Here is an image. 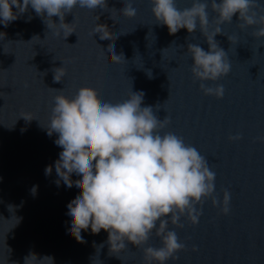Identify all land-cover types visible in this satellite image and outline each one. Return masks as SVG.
Instances as JSON below:
<instances>
[{
	"label": "water",
	"instance_id": "obj_1",
	"mask_svg": "<svg viewBox=\"0 0 264 264\" xmlns=\"http://www.w3.org/2000/svg\"><path fill=\"white\" fill-rule=\"evenodd\" d=\"M132 3L133 17L120 12L124 0H107L105 9L74 8L65 14L74 29L66 38L63 32L55 35L31 6L7 27L0 23V264H25L30 253L38 259L50 256L53 264H147L143 249L162 246L155 228L142 246L126 242L118 252L110 251L103 229L99 234L82 229L84 242L69 234L67 205L80 190L63 181L57 185L55 162L62 148L54 143L58 134L49 136L44 126L54 96L62 91L74 97L82 86L94 87L101 101L113 104L142 91V107L152 106L161 121L170 118L159 133L182 137L206 158L215 173L213 195L222 200L223 190L230 192L228 214L209 197L196 205L202 208L197 224L186 214L183 227L169 221L167 230L175 231L185 248L164 264H264V142L257 139L264 136V37L254 34L262 25L242 28L238 13L220 25L223 34L214 39L227 52L231 70L216 81H200L188 52L189 44L208 50L199 24L193 33L182 28L169 34L155 19L151 0ZM175 3L183 10L193 0ZM207 11L211 32L217 13L210 2ZM52 20L59 23V17ZM96 24L107 25L113 40L93 35ZM110 44L123 55L120 63L111 62ZM62 66L66 75L55 82L53 70ZM200 83L222 84L223 97L205 95ZM23 114L34 119L26 121ZM236 134L242 138L229 139ZM71 178L78 179L75 173Z\"/></svg>",
	"mask_w": 264,
	"mask_h": 264
},
{
	"label": "clouds",
	"instance_id": "obj_2",
	"mask_svg": "<svg viewBox=\"0 0 264 264\" xmlns=\"http://www.w3.org/2000/svg\"><path fill=\"white\" fill-rule=\"evenodd\" d=\"M217 13L216 27L209 32V7ZM152 13L158 24L166 25L169 34H176L186 28L193 33L199 24L206 37L208 50L198 44H189L192 54L191 71L200 81H216L227 75L231 64L227 52L214 38L223 34L222 25L232 22L238 15L240 26L262 25L254 33L264 37V5L257 0H193L191 7L178 9L175 0H151ZM31 6L36 15L44 17L49 29L55 35L64 34V38L74 29L65 23V14L76 7L96 10L108 8L107 0H0V23L7 27L20 14ZM15 8V11L13 10ZM136 8L132 0H124L120 9L122 15L133 17ZM52 17H59L54 23ZM30 20L31 17H28ZM99 17L97 16V20ZM102 40H113L105 24H96L93 30ZM39 39L34 36L32 40ZM233 41V37H228ZM31 40V41H32ZM110 60L120 63L123 55L116 54L110 44ZM35 56V55H34ZM54 81L60 82L66 75L64 66L55 68ZM147 71L149 77L152 74ZM27 86V85H26ZM205 95L222 98L224 86L215 87L200 83ZM144 93L131 92L123 102L110 103L98 98L97 90L91 86H82L74 97L59 91L54 96L51 117L47 124V134H58L54 143L62 148L55 162L58 176L56 181L80 190V195L68 205L70 225L68 232L78 241L84 242L81 230L91 228L93 234L101 229L108 233L110 251H120L130 242L136 247L145 244L152 230L161 237L162 246H148L143 249L147 264L158 261L164 264L169 258L176 259V253L185 248L178 240L175 231L167 230L169 221L177 227H183L181 216L187 215L192 224L199 222L204 199L211 197L212 205L219 206L221 212L230 211V192L223 190L222 200L215 195V173L209 169L206 158L182 137L171 132L161 135V129L169 122V117L159 120L153 113L152 106L142 107ZM26 121L34 119L28 114L21 115ZM240 134L229 136L230 140L241 139ZM264 142V136L257 137ZM51 166L46 175L51 174ZM75 173L78 179L72 180ZM35 194V187L33 188ZM10 207V206H9ZM158 222V226H157ZM103 244L97 246L102 248ZM195 249V246L193 247ZM53 258L30 253L25 257V264H42L43 260Z\"/></svg>",
	"mask_w": 264,
	"mask_h": 264
}]
</instances>
